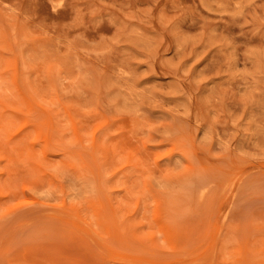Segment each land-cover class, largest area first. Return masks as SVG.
Here are the masks:
<instances>
[{"label": "rangeland", "instance_id": "374dc122", "mask_svg": "<svg viewBox=\"0 0 264 264\" xmlns=\"http://www.w3.org/2000/svg\"><path fill=\"white\" fill-rule=\"evenodd\" d=\"M0 264H264V0H0Z\"/></svg>", "mask_w": 264, "mask_h": 264}]
</instances>
